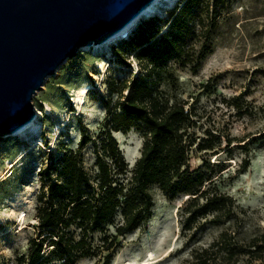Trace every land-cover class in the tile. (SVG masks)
<instances>
[{"label":"trees","instance_id":"16d2710c","mask_svg":"<svg viewBox=\"0 0 264 264\" xmlns=\"http://www.w3.org/2000/svg\"><path fill=\"white\" fill-rule=\"evenodd\" d=\"M225 1L183 0L168 10L172 20L167 31L159 35V25H153L162 19L155 14L114 48L124 63L121 50L134 52L142 71L110 81L103 102L106 114L96 135L82 124L76 146L63 145L62 153L50 156L40 168L37 234L29 239L28 254L19 264H74L81 257L97 256L94 245L107 250L104 259L109 262L121 239L152 217L155 187L170 197L187 196L181 209L184 230L196 231L208 220L223 226L216 239L192 251L188 264H264V232L248 235L241 223L246 209L224 189L228 164L210 158L237 146L246 153L240 165L245 171L251 165L249 140L198 135L195 106L179 97L180 81L169 66L174 60L198 71L218 27V7ZM235 107L240 112L241 106ZM132 129L142 135L143 144L129 169L114 132ZM89 143L95 153L91 169L83 153ZM198 154L201 164L196 165ZM97 232H104L100 244L93 241Z\"/></svg>","mask_w":264,"mask_h":264},{"label":"rangeland","instance_id":"374dc122","mask_svg":"<svg viewBox=\"0 0 264 264\" xmlns=\"http://www.w3.org/2000/svg\"><path fill=\"white\" fill-rule=\"evenodd\" d=\"M182 3L177 0L171 8ZM169 7L159 14L162 22L153 25H159V35L168 30L172 20ZM216 14L218 27L198 71L174 60L169 66L180 81L179 97L188 102L187 106H195L198 135L249 140L251 165L245 171L240 165L246 153L237 146L210 158L212 162H227L224 189L246 209L241 223L248 228V235H255L264 232V0H226ZM123 40L99 49L83 47L68 57L34 94L35 110L40 113L37 133L30 137L0 136V264H19L28 254L29 239L37 234L34 225L40 168L50 156L60 155L63 145L76 146L82 124L96 135L106 114L103 102L109 96L110 81L129 79L142 71L134 52L126 55L121 50L126 63L118 58L114 48ZM82 90L85 92L80 95ZM80 96L82 103H78ZM235 105L241 106L240 112ZM114 135L129 169H133L140 156L142 135L135 129ZM83 153L85 165L91 169L95 161L93 143ZM199 157L193 160L196 165L201 164ZM153 193L152 217L121 239L109 262L104 259L107 250L94 245L97 256L81 257L74 264H188L193 262L194 249L219 236L223 226L209 220L202 221L196 231L182 228L186 195L170 197L157 187ZM120 220L118 216L116 222ZM109 228L113 231L114 226ZM103 233L92 236L95 244L101 243Z\"/></svg>","mask_w":264,"mask_h":264},{"label":"water","instance_id":"95a60500","mask_svg":"<svg viewBox=\"0 0 264 264\" xmlns=\"http://www.w3.org/2000/svg\"><path fill=\"white\" fill-rule=\"evenodd\" d=\"M155 1L0 0V136L37 117L34 94L61 63L83 47L128 38L143 18L161 13L145 12Z\"/></svg>","mask_w":264,"mask_h":264},{"label":"bare ground","instance_id":"6f19581e","mask_svg":"<svg viewBox=\"0 0 264 264\" xmlns=\"http://www.w3.org/2000/svg\"><path fill=\"white\" fill-rule=\"evenodd\" d=\"M173 1H177V0H156L154 3L152 4H149L146 9H145V12L148 11L150 8L154 7V9H161L163 7H167L170 5V3H172ZM162 7V8H161ZM142 16L140 17H143L144 14H141ZM128 30V27H126L124 30H122L120 33H118L117 36H115L114 38L112 39H115V38H118V37H121L123 35V33H125V31ZM108 45V44H107ZM106 44H96L94 45V48L95 49H99V48H103L104 46H107ZM84 86V84H83ZM83 92H85L84 90H82L81 94H83ZM78 103H82V96H80L78 98ZM39 112L37 114V117L35 119H33L32 121H30L27 125L21 127L18 129V132L16 134H22V135H28L29 137L31 135H33L34 133H37L38 131V127H39ZM15 134V135H16ZM14 135V134H13ZM140 152V151H139ZM22 214V212H21ZM24 215V213H23ZM23 220V218H22ZM150 259V258H149ZM146 263V262H145Z\"/></svg>","mask_w":264,"mask_h":264}]
</instances>
